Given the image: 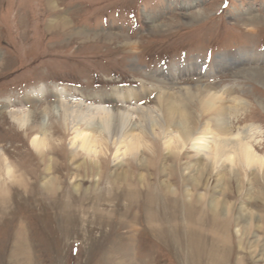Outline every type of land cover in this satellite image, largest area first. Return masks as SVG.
I'll return each mask as SVG.
<instances>
[{
	"label": "rangeland",
	"instance_id": "1",
	"mask_svg": "<svg viewBox=\"0 0 264 264\" xmlns=\"http://www.w3.org/2000/svg\"><path fill=\"white\" fill-rule=\"evenodd\" d=\"M241 49L264 51V0H0V264H264V170L187 169L198 155L189 147L174 160L159 124L153 133L138 118V108L161 118L157 93L113 99L151 88L148 74L195 60L212 68ZM255 69L260 79L243 74ZM177 81L179 99L212 84L250 101L229 123L235 133L260 126L264 156V65ZM60 101L127 110L154 153L118 162L107 133L103 152L87 155L73 145L76 124L54 110ZM31 110L46 113L40 152V122L10 117Z\"/></svg>",
	"mask_w": 264,
	"mask_h": 264
},
{
	"label": "bare ground",
	"instance_id": "2",
	"mask_svg": "<svg viewBox=\"0 0 264 264\" xmlns=\"http://www.w3.org/2000/svg\"><path fill=\"white\" fill-rule=\"evenodd\" d=\"M52 1L55 2V0ZM145 20L150 30L159 28L153 25L154 22L151 19L146 17ZM254 21H256L255 18ZM132 50H135V47ZM253 65H264V51L241 49L235 54L218 55L212 68L195 60L181 67L148 74V79H143V81H149L151 88L145 87L143 84L139 92L132 91L133 93L129 96L118 95L113 99L123 104L131 100L140 102L144 97L157 93L156 100L161 118H154V112L147 111V108L136 109L138 110V118L146 124H152L150 127L153 133L159 124L158 129L163 132L164 145L176 154L174 160L184 154L189 147L198 155V163L190 164L191 166L189 165L187 169L196 167L208 169L211 164L215 170L229 169L234 177L237 175V166L244 167L245 171L252 167L260 171L264 170V156L260 155L256 147L261 143L259 140L263 134L261 127L253 124L244 129H239L235 133L231 123H229L232 117H240L248 110L249 106L252 105L250 101L243 98V95L239 93L238 95L235 94L233 89L227 90V87H224L219 90L212 84L199 85L196 90L190 86L184 88L187 94L185 98L179 99L174 92L177 89L176 81L182 77L198 76L212 79L213 77L216 78L218 74ZM243 74H247L252 79H260L263 76L258 69L251 71V73L243 72ZM242 92L244 91L242 90ZM70 96L67 98H73ZM183 101L186 104L182 103ZM82 103H78V106L73 109L69 104L60 101L54 107V110L61 113L65 118H71L72 122L76 124L73 145L77 149L82 150L87 155L96 156L103 152V147L106 145L104 142L107 138L104 137L109 133L111 143L116 146V160L118 162H122L127 156L138 155L144 149L153 150L152 146L154 145L151 142L148 144L145 129L141 128L140 132L138 129L140 127L133 125L130 127L131 115L127 110L117 109L113 112L102 106L101 103L94 108L83 106ZM195 106L199 107L195 109L193 108ZM45 116L46 113L42 110H31L29 114L17 111L10 116L11 120L20 126L36 125L40 122L41 131L35 134L32 139V145L39 152L48 148L49 144V138L44 127ZM207 161L208 165L205 168L203 164H206ZM5 168L7 174L11 176L13 169L9 162L6 163ZM50 183L51 180L45 182V185ZM200 185L201 179H195L193 189H198ZM220 204L215 203L217 207ZM187 208L186 222L193 225L192 207L188 205ZM229 210L227 207L228 213ZM197 224L199 225L200 222Z\"/></svg>",
	"mask_w": 264,
	"mask_h": 264
}]
</instances>
